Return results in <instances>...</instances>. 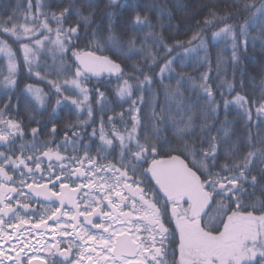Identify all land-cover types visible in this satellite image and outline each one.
I'll return each instance as SVG.
<instances>
[{"label": "snow or ice", "instance_id": "obj_1", "mask_svg": "<svg viewBox=\"0 0 264 264\" xmlns=\"http://www.w3.org/2000/svg\"><path fill=\"white\" fill-rule=\"evenodd\" d=\"M212 2L187 41L168 45L162 35L149 32L155 36L154 43L163 47V54L143 46L140 49L149 66H159L161 80L165 73L175 74L176 87L164 86L169 99L182 95V81L192 80L173 67L175 57L171 54L177 47L185 53L201 48L207 62L203 34L212 27L222 25L212 32L214 38L231 40L234 65L239 61V49L246 51L249 40H260L264 46V0H223L222 8L215 6L216 0ZM19 8L18 0L15 8L0 10V56L6 61L0 62V87L9 93L19 89L17 101L20 95H29L43 109L54 94L53 113L60 106L81 110L90 92H95L98 103L106 99L97 86L104 74L109 83L113 76L123 81L116 88L121 99L133 95L129 79L136 80L141 95L131 100L126 110L132 121L130 129L125 111L118 114L125 125L123 131L113 123V116L107 120L111 128H106L101 116L99 129L92 127L90 133L85 128L89 120L78 125L68 122L65 128L72 136L66 130L55 148L51 140H38L41 121L31 115L30 102L25 106L28 121L37 124L30 128L31 154H25V143L17 145L25 132L18 103L13 104L11 94L0 103V264H264V199H255L257 191L264 196V167H256L257 163L264 165V140L260 147L250 138L242 141L249 149L246 152L239 147L222 150L210 126L201 125L197 134L191 115L177 121L163 107L158 112L153 107L149 121L142 124L138 105L144 102L143 85L151 86L152 76L142 73L143 79H123L126 74L120 64L103 54L106 50L114 55L123 53L120 38L111 34V23L107 37L99 25L90 32L93 13L84 15L76 0L55 7L44 0L35 4L27 0L22 14H18ZM245 13L243 23H228ZM73 15L76 22L65 27ZM111 15L108 13L109 18ZM50 22H55V29ZM131 22L154 27L139 12ZM253 27L256 35L250 34ZM83 40L88 43L81 46ZM194 41H198L197 47H190ZM127 44L129 49L135 48V38H129ZM41 50L51 52L56 79L48 80L47 73L33 71ZM18 52L23 53L22 62H18ZM220 63L218 56L217 67ZM22 66L29 77L46 81L50 91L30 83L21 88L18 76ZM180 67H185L183 58ZM93 80L96 83L90 89ZM208 80V74L202 73L196 86L207 95L215 112L218 105ZM240 87H244L243 80ZM227 89L234 90L231 82ZM223 103L226 111L229 104H236L248 120L253 108L257 116L264 115V92L259 100L237 93L232 101L225 99ZM87 116L92 117L90 103ZM170 120L174 137L181 141L177 145L162 137V126ZM56 133L53 124L48 135L54 138ZM193 136L196 139L192 142L184 139ZM95 139L99 144L93 153ZM62 150L71 154L62 155ZM172 224L174 227H169ZM46 234H50V241Z\"/></svg>", "mask_w": 264, "mask_h": 264}, {"label": "trees", "instance_id": "obj_2", "mask_svg": "<svg viewBox=\"0 0 264 264\" xmlns=\"http://www.w3.org/2000/svg\"><path fill=\"white\" fill-rule=\"evenodd\" d=\"M17 2L18 0H0V10L15 8ZM44 2L51 3L55 7L57 4L65 3L66 0H44ZM76 2L84 15L93 13L91 17L92 29L89 30L90 32L99 25L102 30V35L107 37L109 35L107 29L111 23V34L120 38L123 53L114 55L112 51L106 50L103 54L120 64L123 72L126 74L123 79H129L130 77L143 79L142 73H149L152 76L151 86L148 84L143 85L142 94L144 102L138 105L141 109L139 116L142 124L149 121L153 107H155L157 112L163 107L169 109V116L177 121L181 118L186 119L187 116L191 115L197 134H200L201 125L206 124L210 126L211 135L217 137L218 146L222 150H231L234 147H239L241 152H246L249 149L243 146L242 141L248 140L249 138L253 145L256 147L261 146L260 141L264 140V115L257 116L253 108L252 119L248 120L243 109L239 108L236 104H229L226 111L223 103L225 99L232 101L237 93L245 95L250 99L254 97L259 100L262 92H264V85L261 84V81L264 80V46H262L260 40H256L255 43L249 40L246 51L240 48L238 52L239 61L235 65L231 60V40L225 39L224 37L214 38L212 36V32L217 31L222 25L212 27L211 30L203 34L207 44V62L205 61L206 52L204 49L197 48L195 52L185 53L183 48H175L171 54L172 57H175L173 67L178 72L182 71L186 77H192L191 81L186 79L181 82L180 93L182 95L176 99L167 98L164 87L165 85L173 89L176 87L175 74L165 73L163 80H161L159 66H149V63L145 61L143 53L140 51L143 46L152 53L162 55L164 52L163 47H159L157 43H154L155 36L149 35V32L162 35L165 38V43L168 45H174L176 41H187L195 30L196 22L203 19L208 7L213 6L212 0H115V2H110V0H91V6H89V0H76ZM35 3L36 0H33V4ZM19 4L18 14H22L27 6V0H19ZM215 6L222 8L224 6L223 0H216ZM257 6L259 5L257 4ZM161 7L165 9L163 13L160 11ZM137 12L142 16L146 15L154 27L149 29L147 26L133 24L131 21ZM108 13L112 14L110 18ZM247 15L248 13H245V15L237 17L234 20H229L228 23H243ZM76 19L75 15L71 16L64 26L67 27L68 24L75 23ZM50 26L55 29V22H50ZM249 31L251 35L257 34L255 27L250 28ZM131 37H134L136 42V46L133 49H129L127 44L128 39ZM52 38L55 39L54 33L52 34ZM89 39H91V35ZM80 43L81 46H84V44L88 43V40H83ZM197 45L198 41H194L190 47H197ZM70 55L68 53L69 57ZM22 56L23 53L18 52V62H22ZM218 56L221 60L219 67H217ZM182 58L185 64L183 68L180 67ZM0 62L5 63L1 58ZM162 63V60L158 61V64ZM44 65H47L50 69L44 68ZM53 65L54 61L49 60L46 52L43 50L38 53L35 59L33 71L40 72L41 75L47 73L48 80L56 79ZM55 65H59V60L55 61ZM202 73L208 74V83L211 85L213 97L218 105L215 112L212 111L214 105L210 104L207 95L196 86L201 82L200 76ZM18 80L21 82V88L24 83H30L42 88L45 92L50 91L46 81H40L34 76L29 77L27 68L23 66L20 69ZM241 80L244 82L243 88L240 87ZM122 82V80L111 79L109 83L107 78L101 81L97 86L100 88V91L105 92L106 99L100 103L97 102L99 98L95 92H90V104L93 109L90 119H88L86 114H83L85 116L84 119L75 118L73 114L75 112L71 111L75 106H60L53 113L54 94L51 96L47 107L42 109L34 101H31L29 95H20L19 101H17L16 95L19 89H17V92L9 93L0 87V103L6 100L9 94L13 96V104L18 103L19 115L23 118L25 124V132L23 140H17V145L25 143V154H31L30 145L33 137L30 128L37 127V124L35 120L31 123L28 121V113L25 111V106L30 102L32 108L31 115L36 120L41 121L38 140H51V147L53 148L63 139L64 133L67 130L65 125L68 122L78 125L79 121L89 120V125L85 126L86 132L89 133L92 131V127L99 129L101 116H103L106 128H111V125L107 124V120L109 116H113V123H115L118 129L123 131L125 125L120 121L118 114L121 111H125L124 119L127 121V126L130 129L132 121L126 110L130 107L131 100L140 96L141 92L136 86V80L129 79V83L133 84V95L131 98L125 97L121 99L116 93V88ZM228 82H231L234 86V90L231 92L227 89ZM94 83L96 82L92 81L88 87L91 89ZM221 93H223V97ZM53 124L57 128V133L54 138L48 135ZM67 131L69 137H71L70 130ZM225 132H227V135H225ZM204 134L207 133L205 132ZM162 137H166L173 145L181 143L180 140L174 137L171 120L167 125L162 126ZM184 139L192 142L196 137H184ZM163 142L162 138L160 143ZM92 144L96 146L99 143L97 140H94ZM164 151H168L167 145H165ZM223 160L224 157L222 156L221 162ZM256 167H264V165L257 163ZM255 199H264V196H261V193L257 191Z\"/></svg>", "mask_w": 264, "mask_h": 264}, {"label": "flooded vegetation", "instance_id": "obj_3", "mask_svg": "<svg viewBox=\"0 0 264 264\" xmlns=\"http://www.w3.org/2000/svg\"><path fill=\"white\" fill-rule=\"evenodd\" d=\"M71 111H74L75 113H73L74 115H75V118H79V119H84L85 118V116L83 115L84 113H82L81 115H79L80 113L78 112V110L77 109H72ZM85 112H87V109H85L84 110ZM88 119H89V117H88ZM99 126H100V124H99ZM88 133V132H87ZM90 133V132H89ZM82 135H85V133L83 132V133H81ZM70 136H72V131L70 130ZM85 139H87V137L85 136ZM94 141V140H93ZM93 141H92V143H93ZM81 143H84V141H81ZM95 152V146H93V153ZM61 154L62 155H69V154H71L70 152L69 153H66V152H64L63 150L61 151ZM80 154L82 155L83 153H82V151L80 152ZM114 155H115V153H113ZM44 165H42V167H43ZM85 191H87V189H85ZM49 223H51V222H49ZM169 227H174V224H172V225H169ZM45 239L46 240H49L50 241V239H51V236H50V234H46L45 235ZM33 243H35V240H33ZM41 257L43 258L44 257V254L43 253H41ZM172 259V256L171 255H169V257H168V260L170 261ZM177 259H178V257H177Z\"/></svg>", "mask_w": 264, "mask_h": 264}, {"label": "rangeland", "instance_id": "obj_4", "mask_svg": "<svg viewBox=\"0 0 264 264\" xmlns=\"http://www.w3.org/2000/svg\"><path fill=\"white\" fill-rule=\"evenodd\" d=\"M48 47H51V45H48ZM41 51H43V50H41ZM45 52H46V54H47V56H48V59L49 60H53V58H52V54H51V52H49V51H47V50H44ZM0 58L1 59H3L4 60V58L2 57V56H0ZM5 63H6V61H5ZM41 68V67H40ZM44 68H45V65H44ZM48 70L50 69V68H48V67H46ZM79 99H82V97H78ZM88 103H90V94H89V101L88 102H86V104L84 105V106H82V109L81 110H79L80 112H83L85 109H87V104ZM64 107V106H63ZM75 108V107H74ZM97 141H98V139H96Z\"/></svg>", "mask_w": 264, "mask_h": 264}, {"label": "water", "instance_id": "obj_5", "mask_svg": "<svg viewBox=\"0 0 264 264\" xmlns=\"http://www.w3.org/2000/svg\"><path fill=\"white\" fill-rule=\"evenodd\" d=\"M122 69V68H121ZM105 77H107V74H104ZM111 78H115V76L111 77ZM95 81V80H94ZM2 148V146H0V149Z\"/></svg>", "mask_w": 264, "mask_h": 264}]
</instances>
